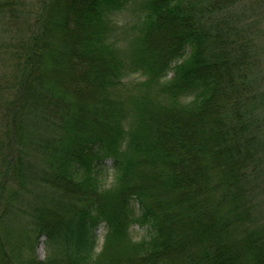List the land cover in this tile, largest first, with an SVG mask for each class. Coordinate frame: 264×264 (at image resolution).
<instances>
[{"label":"trees","instance_id":"trees-1","mask_svg":"<svg viewBox=\"0 0 264 264\" xmlns=\"http://www.w3.org/2000/svg\"><path fill=\"white\" fill-rule=\"evenodd\" d=\"M239 1L36 4L0 157V180L33 204L14 209L28 224L16 246L0 232V264H264L251 203L264 161L259 58L228 21ZM16 3L0 1V14L16 18ZM128 7L137 15L120 42L111 19ZM134 223L147 238H129Z\"/></svg>","mask_w":264,"mask_h":264},{"label":"rangeland","instance_id":"rangeland-1","mask_svg":"<svg viewBox=\"0 0 264 264\" xmlns=\"http://www.w3.org/2000/svg\"><path fill=\"white\" fill-rule=\"evenodd\" d=\"M3 1V0H0ZM17 1L15 16L11 18L6 13L0 14V157L5 153L6 135L10 123L9 106L15 96V87L18 71L14 58L16 51H19L23 45L22 41L29 34L26 30L28 23L33 22V17L29 14L40 0H15ZM231 11V12H230ZM227 13L228 21L234 24V28L244 36H250L251 47H255L259 58L257 67L254 69L253 82L255 86L256 98L259 100V111L257 114V126L259 127L258 144L262 159L264 158V0H240L233 9ZM137 14L131 8L115 14L112 17L115 32L113 37L121 42V39L130 30ZM135 17V18H134ZM120 44V43H119ZM118 44V45H119ZM125 44V43H122ZM121 45V44H120ZM126 47V46H125ZM132 47V46H131ZM136 79L130 77L131 81ZM11 112V111H10ZM9 123V124H8ZM262 148V149H261ZM0 158V160H1ZM35 160V159H34ZM32 160V161H34ZM36 161V160H35ZM37 162V161H36ZM262 174L251 183V203L255 206V217L261 225H264V161L262 162ZM112 171L109 163H106L102 175L99 176V184L102 188H107L112 184ZM15 192L14 185L8 181L0 180V209L2 205L7 204L11 198L10 208L7 207L5 217L0 223V232H3L2 241L5 247L10 250L20 241L22 233L28 228L27 217L23 218L15 214L14 209H29L33 204L32 195L23 190L20 193L12 195ZM134 208L136 205L133 203ZM17 207V208H16ZM96 249L95 253L101 252L104 245L105 229L98 227L95 232ZM148 228L138 224L131 225L129 229V238L133 242H139L147 238ZM36 255L43 259L46 255V249L41 239L36 247Z\"/></svg>","mask_w":264,"mask_h":264}]
</instances>
